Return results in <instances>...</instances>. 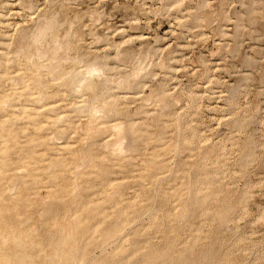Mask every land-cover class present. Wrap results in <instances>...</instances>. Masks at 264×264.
<instances>
[{
    "label": "rangeland",
    "instance_id": "374dc122",
    "mask_svg": "<svg viewBox=\"0 0 264 264\" xmlns=\"http://www.w3.org/2000/svg\"><path fill=\"white\" fill-rule=\"evenodd\" d=\"M178 1L180 4L173 6V0H0V15L3 17H0V53H3L0 55V71L4 76L0 79V90L3 96L12 91L9 81L16 85L32 73L30 64L28 66L11 58L21 53L23 30L29 33L36 29L42 19L57 16L59 23L65 26L61 28L65 33L62 34L61 29L56 33L61 45L59 58L70 59L67 61L69 64L65 62L57 70L61 68L66 72L73 65L76 70H81L82 63L98 59L105 66L104 75L110 79L108 84L101 83L104 80L98 83L97 100L104 104L112 96L118 105L114 110L116 112H110L105 119L110 124L118 121L123 122L124 126L127 122L133 124L132 131H127V125L121 134L114 133L116 136L106 128L93 146L92 140L84 141V134H80L88 117H82L85 114H75L74 117L72 110L62 112L66 108L59 109L63 103L55 105L57 113L64 114L58 126L70 124L65 133L56 135V146L77 143L73 145L78 155L75 154L79 156L77 159L80 160L82 155L87 156L86 151L91 150L105 161L101 164L96 160L92 172L76 181L66 173H58L49 181L42 176L41 184L35 190L24 189L27 194H34L25 207L15 212L14 217L17 216L15 219L20 223L16 226L18 231L15 229L14 232L30 231L35 243L28 253L32 254L33 260L37 258L38 264H51L48 261L52 245L60 235H57L58 231L63 235L62 232H69L70 227L74 230L67 233L69 237L75 232L73 238L81 240L83 234L85 240V243L82 242L83 238L77 242L78 247L84 243L85 251L78 264H264V0ZM171 3L173 5L169 8ZM95 18L100 19L99 23L93 24ZM68 25H73L70 31L72 37L70 33L64 37L69 30ZM62 35L64 38H61ZM27 51L33 53L35 49L31 47L26 50L29 54ZM81 55L84 58L82 65L73 64L72 59ZM61 71L57 73L62 75ZM55 73L51 75L45 68L41 71L48 96H43L39 105L61 100L63 91L71 95L70 84L64 85V77L53 82L52 76L57 75ZM121 78L127 81L124 90L115 88L123 80ZM137 79L141 81L138 87L135 85ZM75 95L67 103L70 100L75 103L80 101L77 103L79 105L85 99L92 103L90 92H84L83 97ZM24 98L18 96L16 100L8 102L6 108L0 109V119L16 110L14 104L17 101L26 102ZM152 121L158 124L151 125ZM6 123L18 132L24 124L22 120L13 122V119ZM74 129L78 134L72 133ZM52 130L54 132L55 128ZM190 132H193V136ZM110 137L113 139L105 150L103 141ZM19 142L20 147L25 146L22 135ZM120 143L122 151L118 148ZM81 144L84 145L82 148ZM191 144L194 146L191 147ZM60 152L62 154L59 156L65 162L62 164L67 163V167H72L74 158L67 152ZM79 152H82L81 156ZM59 156H52V162H59ZM7 157L15 161H18V157L25 160L27 154L25 149L24 153L17 154L9 151ZM90 162H87V166L91 165ZM147 164L155 166L152 169ZM47 165L43 161L37 163L39 167ZM60 168V165L54 166V169ZM87 169H82V172ZM214 171L217 172L216 178ZM20 173V177L9 184L12 187L11 183L15 181L16 186L12 187L14 193L23 191L25 182H31V178H23L26 175L23 171ZM45 180L49 186L45 185ZM109 180H115L116 191L110 189L103 194L102 188ZM73 181L76 185L77 181L78 185H82L78 186L77 194H74L77 186ZM48 187L54 191L49 199ZM70 188L74 190L75 200L71 198ZM38 193L42 194L40 200ZM16 198L12 201L15 202ZM42 199L44 203L46 201L45 204L41 202ZM71 200L72 205H69ZM12 201L5 203L11 205L14 203ZM74 202L78 203L76 209L72 207ZM91 202H94L93 207ZM99 203L98 211L94 209L96 216L92 219L87 213L86 217L87 209L95 208ZM66 208L64 215L68 212L70 220L69 215H63ZM68 208H73L70 210L72 214ZM91 212L90 215L95 214L93 210ZM181 212L187 216H181ZM25 216L31 217L30 221L23 219ZM39 216H43L40 217L43 220ZM72 217L75 223L71 221ZM63 218L71 224L65 225L67 223ZM78 218L82 220L81 223H77ZM58 219L65 223L63 227L69 226L66 228L68 231H64ZM117 219L124 221L126 227L119 231L121 233L112 234L111 238L106 236L109 242L101 246V235L112 232ZM103 221L106 223L103 224ZM109 222H113V226ZM57 225L62 229L59 226L56 228Z\"/></svg>",
    "mask_w": 264,
    "mask_h": 264
},
{
    "label": "bare ground",
    "instance_id": "6f19581e",
    "mask_svg": "<svg viewBox=\"0 0 264 264\" xmlns=\"http://www.w3.org/2000/svg\"><path fill=\"white\" fill-rule=\"evenodd\" d=\"M23 3V2H22ZM175 3V5H173ZM3 4V3H2ZM173 4L171 3V5L169 6V8L170 7H172V5L173 6H176L177 4H180L179 3V1L178 0H173ZM25 5V4H24ZM144 5V4H143ZM29 7V6H28ZM27 7V8H28ZM31 7V6H30ZM165 7V6H164ZM21 8H23V5L21 6ZM32 10V9H31ZM9 12V11H8ZM31 14V13H30ZM98 15H100V14H98ZM54 16V15H53ZM101 16V15H100ZM0 17L3 19V17H2V15H0ZM55 17V16H54ZM54 17H52V18H44V19H42L41 20V23H40V20H39V25H37V27H36V29H33V30H35L34 32H30L29 30V33H27V31L25 30H23V32L21 33L22 35H21V37H20V39H21V42L20 43H22V45H23V47L20 49V52L21 53H19V55H15V57H12L11 56V58H14V61H16V62H23V63H26V64H28V66H29V64L31 65L30 66V70L32 71V73H30V74H28V76H26V80H23V81H19L20 83H17V81H16V85L14 84V85H12L14 82L11 80V81H9V84L12 86V88H11V92H10V94L9 95H5V96H3V91L2 90H0V109L2 110V109H4V108H6V106H8V102H10V101H12V100H16V98L18 97V96H21V97H23V96H25V100H26V102H20V101H17L16 102V104H14V108L16 109H14L15 111H11V112H9V113H7L6 115H4L3 116V118H1L0 119V264H38L37 263V258L36 259H34L33 260V256H32V254L31 255H29V248L31 247V246H33V244L35 243V241H34V239H32L31 238V236H30V231H28V232H24V233H21V232H18V233H16L18 230L16 229V226L18 225V223H20L18 220H16L15 218H17V216H15L14 217V214H15V212L18 210V209H20V208H22V207H25L26 206V204H27V202H28V200H29V198H30V196L32 195V194H34V193H30V194H27V192L26 191H24V189L25 190H31V189H33V190H35L36 188H37V185L38 184H41V177L42 176H45L46 178H47V181H49V180H51V179H53L54 177H56L57 176V174L58 173H66V174H68L69 176H71V178H73V180L74 181H76V179L78 180V179H80V177L81 176H83V175H89L91 172H92V168H94V166H96V165H93V164H96V163H94V162H96V160H99L100 162H98V163H101L102 164V162H103V160L105 161V159H103V158H101L100 159V156L98 157V156H95L94 155V153L90 150L89 152L88 151H86V155L87 156H83L82 155V157L80 158V160L79 159H77L79 156H77L78 155V153L76 152V149H73L74 147H73V145H76V144H64V145H61V146H56V144L54 143V141H55V139L57 138L56 137V135L57 134H61V133H65L67 130H66V128H68V126L70 125V124H64V125H62V124H60L61 126L59 127L58 126V124L59 123H61L62 121H63V119H64V117L62 116V115H64V114H62V112H67V111H69V110H72L73 112H75L74 113V117H75V114H76V116H79V114H85V116L83 115L82 117H88L86 120L87 121H85L84 123H85V125L83 126V128H82V131H81V133L80 134H84V141H86V139H90V140H92V144L91 145H93L94 146V142L97 140V138H99V136H101L102 134V132H104V130L107 128L108 129V131H109V129H111L112 131H113V134L115 133V134H121L122 133V131L124 130V128H127V125H128V127H129V129H127V131L129 130V131H132V127H133V124H131L130 122H129V124H128V122L127 121H129V120H127L126 122H127V125H125L124 126V124H123V122L121 123V122H117L116 124H114V123H112V124H110L106 119L108 118V116H107V114H109L110 115V112H113V113H115L114 112V110L116 109V107L118 106L117 105V103H116V99H114V97H112V96H110V98H109V100L108 99H106L105 101H104V104H102V103H99L98 102V100H97V98H98V95L96 94V91H97V88H99V86H98V83L99 82H101L102 80H104V81H102L101 83H103V84H108V80L110 79L109 77V79H107L106 78V76L104 75L105 73H104V71H105V66H103V65H101L100 63H99V61H98V59H95V60H92V62H87L86 64L85 63H82V64H84V65H82L81 64V61H82V59H84L83 57H82V55L79 57H75V58H73L72 59V62H73V64H77V65H79V64H81L82 66L80 67V69L81 70H76L75 68H73L75 65H73V67H72V69H70L69 71H61L62 69L60 68L59 70H57V68H59L60 66L62 67V64H64L65 62H67V61H70V59H68V58H59L60 57V55H59V52H60V50H61V45H60V41L58 42V40H60V38L58 39V36L56 35V33L57 32H60L59 30L63 27V24H61V22L59 23V20L57 19V16H56V18H54ZM93 17H94V15H93ZM92 16H91V18H93ZM97 18H98V16H97ZM99 18H101V17H99ZM96 19V18H95ZM99 21H100V19H96V20H94V22H93V24H95V22H97V23H99ZM68 22V21H67ZM0 23H2L1 21H0ZM65 23V22H64ZM96 23V24H97ZM37 24V23H36ZM66 24V23H65ZM16 25H18V24H16ZM15 25V26H16ZM73 26V25H72ZM70 27V25H68V31L66 32V34H64V37H65V35L67 36L69 33H70V31H71V28H73V27ZM65 27V26H64ZM63 27V28H64ZM62 30V29H61ZM20 31H21V29H20ZM66 31V30H65ZM74 31V30H73ZM63 30H62V34H63ZM65 33V32H64ZM76 33V32H75ZM74 33V35H76ZM105 33H108V32H105ZM60 34V33H59ZM71 34V33H70ZM71 37H72V34L70 35ZM63 37V35H62V37L61 38H64ZM70 37V38H71ZM105 37V36H104ZM141 37V36H140ZM74 38V37H73ZM73 38H71V39H73ZM145 38V37H144ZM2 39H6V38H2ZM75 39V38H74ZM73 39V40H74ZM159 39V38H158ZM104 40V39H103ZM70 41V40H69ZM105 41V40H104ZM159 40H157V42H158ZM62 42V41H61ZM71 42V41H70ZM70 42H69V44H70ZM99 43H100V39H99ZM101 44V43H100ZM71 45V44H70ZM31 47H34V49H35V51H33V53H30V51H27L29 54H27L26 53V50H29ZM70 48H71V46H70ZM116 49V48H115ZM68 50H70V49H68ZM155 51V50H154ZM153 51V52H154ZM18 52V51H17ZM87 52V51H86ZM3 53H0V55H2ZM20 54H21V56H20ZM154 55V54H153ZM152 55V56H153ZM150 56V55H149ZM2 57V56H1ZM0 57V58H1ZM111 57V56H110ZM117 58V57H116ZM119 58V57H118ZM147 58V57H146ZM2 59V58H1ZM89 59V58H88ZM141 59V58H140ZM158 59V58H157ZM10 60V59H9ZM11 60H13V59H11ZM144 60V59H143ZM149 60H153V59H149ZM7 61H8V59H7ZM13 61V62H14ZM142 61V60H141ZM140 61V62H141ZM150 62V61H149ZM68 63V62H67ZM143 63V62H142ZM154 63V62H153ZM44 64H46V66L44 65ZM69 64V63H68ZM70 64H72V63H70ZM161 64V63H160ZM2 65V61H0V66ZM54 65V66H53ZM141 65V64H140ZM64 66V65H63ZM161 66V65H160ZM164 66V65H163ZM162 66V68H164ZM137 67H139V66H137ZM44 68H45V71H47L49 74H51L52 75V73L54 74V72H58V71H61V74L62 75H59L58 73H60V72H58L57 73V75L56 76H52L53 78H52V80H53V82H54V80H62L63 79V77H64V85L66 84V83H69L70 84V90H69V92L71 93V95H66V93L63 91L62 92V99L61 100H59V101H56L54 104L53 103H51V102H49L48 104H42V105H39L38 104V102H40V100L41 99H44V97L45 96H48V94H47V92L44 90V88H45V84L44 83H42V76H41V71H43L44 70ZM142 68V67H141ZM43 69V70H42ZM138 69V68H137ZM28 70H29V68H28ZM67 70V69H66ZM138 70H140V69H138ZM144 70V69H143ZM175 71V70H174ZM136 72H138V71H136ZM136 72H133V73H136ZM148 72V71H147ZM55 73V74H56ZM107 73V72H106ZM3 74V71H0V79L1 78H4V76L2 75ZM144 74H145V72H144ZM144 74H143V76H144ZM147 74V73H146ZM133 75V74H132ZM137 75V74H136ZM58 76V77H57ZM131 76V75H130ZM140 76V75H139ZM145 76H147V75H145ZM125 77V76H124ZM128 77V76H127ZM127 77H126V79H127ZM130 78H132V76L130 77ZM141 78V77H140ZM121 79H123V78H121ZM129 79V78H128ZM136 79V78H135ZM142 79H144V78H142ZM146 79V78H145ZM138 80V79H137ZM137 80H135L136 82H135V85H136V87H138L137 85L138 84H140V82L141 81H139L138 83H137ZM112 81V80H111ZM129 81V80H128ZM62 82V83H63ZM12 83V84H11ZM100 83V84H101ZM127 83V81L125 80V79H123V80H120V83H117V87H115V88H120V90L121 89H125V85H127L126 84ZM137 83V84H136ZM18 84H20V85H18ZM57 85V84H56ZM62 85V84H61ZM63 85V86H64ZM67 86V85H66ZM65 86V87H66ZM106 86V85H105ZM114 86V85H113ZM135 87V88H136ZM140 87V86H139ZM142 87V86H141ZM145 87V86H144ZM162 87V86H161ZM105 89L109 92H112L111 91V89H109V88H107V87H105ZM128 89V88H127ZM161 89V88H160ZM116 90H118V89H116ZM129 90V89H128ZM134 90V89H133ZM127 91V90H126ZM130 91V90H129ZM135 91V90H134ZM67 92V91H66ZM84 92H90L91 93V95L93 96L91 99H92V103H88L87 101H85V100H83V104H79V105H77V103H79V102H77V103H75L73 100H70V102H68L67 103V101L69 100V99H71V98H73V95L74 96H76L75 94H79L80 96L79 97H83V94H84ZM98 92V91H97ZM18 93L20 94V95H18ZM126 93V92H125ZM129 93H131V92H129ZM134 93V92H133ZM166 93V92H165ZM45 94V95H44ZM136 94V93H135ZM141 94V93H140ZM10 95H13V97H12V99L11 98H9V96ZM90 95V94H89ZM131 95V94H130ZM44 96V97H43ZM102 96V95H101ZM133 96V95H132ZM141 96V95H140ZM156 96V95H155ZM103 97V96H102ZM131 97V96H130ZM138 97H139V95H138ZM148 97V96H147ZM188 97H191V96H188ZM134 98V97H133ZM153 98V97H152ZM75 99V98H74ZM124 99H125V97H124ZM145 99V98H144ZM144 99H142L143 101H145ZM77 100H79V99H77ZM147 100H149V99H147ZM151 100V99H150ZM153 100V99H152ZM151 100V101H152ZM101 101H103L102 99H101ZM31 102V103H30ZM125 102V101H124ZM147 102V101H146ZM160 102V101H159ZM61 103H63L62 104V106H60V108L59 109H65L66 108V110H63L61 113H57V110L56 109H54V107H55V105L56 106H58V105H60ZM99 103V104H98ZM144 103V102H143ZM174 103V102H173ZM102 105V106H98V105ZM160 106V105H159ZM127 107V106H126ZM165 107V106H164ZM158 108V107H157ZM130 109V108H129ZM138 109V108H137ZM168 110V109H167ZM72 112V113H73ZM122 112V111H121ZM102 113H104L103 114V116H102ZM123 113H125V112H123ZM112 114V113H111ZM127 114V113H126ZM114 115H116V114H114ZM114 115H113V117H114ZM142 115H144V114H142ZM160 116V115H159ZM158 116V117H159ZM112 117V116H111ZM163 117V116H162ZM106 118V119H105ZM160 118V117H159ZM165 118V117H164ZM13 119V122H15L16 120L18 121V120H22L23 122H24V124H23V127H22V129H21V131L20 132H18V130L17 129H15V128H13V126L12 125H9V124H7L6 122L8 121H10L11 122V120ZM85 119V118H84ZM102 119V121L100 122V121H98L97 122V120H101ZM161 119V118H160ZM163 119V118H162ZM155 120V119H154ZM153 120V121H154ZM157 120V119H156ZM153 121L152 122H150L151 123V125L152 124H154L153 123ZM158 121V120H157ZM157 121H156V123L154 124L155 126L158 124L157 123ZM160 121V120H159ZM131 122H132V120H131ZM136 122V121H135ZM96 123H98V124H96ZM110 124V125H109ZM160 124V123H159ZM53 128H55V131L54 132H51V130L53 129ZM79 130V129H78ZM111 130L109 131V133L111 132ZM153 130V129H152ZM53 131V130H52ZM128 131V132H129ZM28 132H30V133H28ZM72 133H77L78 134V131H77V129H74L73 131H72ZM134 133V132H133ZM132 133V135H135V134H133ZM191 134L193 133V132H190ZM101 134V135H100ZM104 134V133H103ZM107 134V133H106ZM113 134H111V136L113 135ZM114 134V135H115ZM131 134V133H130ZM189 134V133H188ZM196 133H194V135H195ZM22 135V137H24L25 138V146H23L22 145V147H20V145H19V137ZM105 135V134H104ZM31 136H34V137H31ZM83 136V135H82ZM103 136V135H102ZM116 136V135H115ZM130 136V135H129ZM186 135H184V137H185ZM191 136H193V134L191 135ZM196 136V135H195ZM195 136L193 137V139H195ZM60 137V136H59ZM121 137H125V136H121ZM189 137H190V134H189ZM127 138H128V136H127ZM187 138V137H186ZM109 139V140H108ZM107 139V141H103L104 142V144H102V147H103V149H104V147H105V150H106V148L108 147V144L109 143H111V139H113V137H110V138H108ZM125 139H126V137H125ZM133 139V138H132ZM131 139V140H132ZM188 139V138H187ZM186 139V140H187ZM82 140V143L84 142ZM111 140V141H110ZM124 140V139H123ZM190 140V139H189ZM102 141V140H101ZM110 141V142H109ZM126 141V140H125ZM154 141V140H153ZM204 141V140H203ZM190 142H191V140H190ZM190 142H189V144H190ZM193 142H195L194 140H193ZM85 143V142H84ZM83 143V144H84ZM158 143V142H157ZM187 143V142H186ZM185 143V144H186ZM192 143V142H191ZM98 144H100V142L98 143ZM82 145V144H81ZM85 145V144H84ZM84 145H82L81 146V148L84 146ZM130 145V144H129ZM157 145V144H156ZM187 145V144H186ZM80 146V145H79ZM87 146V145H86ZM113 146H115V145H113ZM119 146V147H118ZM117 147L119 148V150L120 151H122L123 150V148L121 147L122 146V144L120 143L119 145H118ZM124 146V145H123ZM188 146V145H187ZM192 146H194L193 144H191V147ZM88 147H90V146H88ZM100 147V146H99ZM125 147V146H124ZM127 147V146H126ZM125 147V148H126ZM129 148H130V146H128ZM161 147V146H160ZM190 147V146H189ZM199 147V146H198ZM25 149V151H26V154H27V157H25L24 159L25 160H20V157H18V158H16V159H18V161H15V159L14 158H9V157H7V153L9 152V151H12V152H15L16 154H17V152H20V153H24V149ZM78 148V147H77ZM81 148H79V151H81ZM86 148V147H85ZM93 148H95V147H93ZM156 148V147H155ZM174 149V148H173ZM83 150V149H82ZM86 150V149H85ZM129 151H130V149H128ZM163 150V149H162ZM170 150V149H169ZM175 150V149H174ZM60 151H63V152H67L68 154H70L71 155V158H74L72 161H74L73 163H75L72 167H71V165H70V167H67V163L66 164H62V163H65L64 162V160L62 159V157H60L59 155H61L62 153L60 152ZM104 151V150H103ZM127 151V150H126ZM128 151V152H129ZM90 152H92V153H90ZM165 152H166V150H165ZM75 153H77V155L75 154ZM81 153L82 152H79V155L81 156ZM88 153V154H87ZM121 153V152H120ZM125 153V152H124ZM168 153V152H167ZM84 154V153H83ZM84 154V155H85ZM130 154V153H129ZM128 154V155H129ZM59 156V158H58V161L59 162H52V156ZM124 155V154H123ZM77 156V157H76ZM102 156V155H101ZM52 157V158H51ZM76 158V159H75ZM88 158H90V161H91V158H95V160L93 161V159H92V161L90 162V161H88ZM114 158H115V156H114ZM210 158V157H209ZM216 158H218V157H216ZM110 159V158H109ZM151 159V158H150ZM78 160H79V162H78ZM87 160V161H86ZM119 160V159H118ZM121 160V159H120ZM119 160V161H120ZM40 161H43V162H45V163H48V165L47 166H41V167H39V166H37V163L38 162H40ZM76 161L78 162V163H76ZM87 162H90L91 163V165L90 166H87L89 163H87ZM93 162V163H92ZM162 162V161H161ZM226 162V161H225ZM87 163V164H86ZM106 163V162H105ZM108 163H111V162H108ZM124 163H126V162H124ZM163 163V162H162ZM215 163H216V161H215ZM100 164V165H101ZM113 164H115V163H113ZM118 164V163H117ZM142 164V163H141ZM155 164V163H154ZM16 165V166H15ZM56 165H60L61 166V168L59 169V170H57V169H54V166H56ZM122 165V164H121ZM153 165V164H152ZM163 165V164H162ZM220 165V164H219ZM218 165V166H219ZM123 166H125V165H123ZM146 166V165H145ZM147 166H150V167H152V169H153V166H155V165H153V166H151V164H147ZM217 166V167H218ZM163 167V166H162ZM86 168H88L87 169V171H84V172H82V169H86ZM149 168V167H148ZM154 168H156V167H154ZM163 169V168H162ZM213 169H215V168H213ZM212 169V170H213ZM148 170V169H147ZM21 171H23L26 175L25 176H23V178H25V177H29V178H31V182L28 184V183H26L25 182V184H23V191H20V192H15L14 193V189H12V187L13 186H16V185H14L15 184V181L17 180V178L18 177H20V175H21ZM94 171V170H93ZM149 171L150 172H152L151 171V169H149ZM208 171V170H207ZM217 171V170H216ZM218 171H219V169H218ZM221 171H223V170H221ZM213 172V171H212ZM215 172V171H214ZM224 172V171H223ZM216 173L217 172H215V178H216ZM149 174V173H148ZM155 176H157V175H155ZM154 176V177H155ZM219 176H221L220 175V173H219ZM202 177V176H201ZM212 177V176H211ZM16 179V180H15ZM49 179V180H48ZM12 180H15V181H13L14 183H11V184H13V186L11 187V185H9L10 184V182L12 181ZM124 180H126V179H124ZM219 180V179H218ZM221 180V179H220ZM46 181V180H45ZM44 181V182H45ZM45 182L46 184V186H47V184H48V182ZM72 181V180H71ZM73 181V182H74ZM115 180H109L107 183H105V185H104V187L102 188L103 190H102V193L103 194H107L109 191H111L110 189H113V191H116V190H114V188H115V186H117V184H115V182H114ZM203 181H204V178H203ZM205 182H206V180H205ZM208 182V181H207ZM206 182V185L208 184ZM211 182V181H210ZM209 182V183H210ZM214 182H215V180H214ZM217 182V181H216ZM76 182H74V184H75ZM78 183H79V181H77V187L76 188H78V186H82V185H78ZM18 184V183H17ZM71 184H72V182H71ZM104 184V183H103ZM212 184H215V183H212ZM211 184V185H212ZM217 184H220V183H218L217 182ZM44 185V186H45ZM52 185V184H51ZM50 185V186H51ZM73 185V184H72ZM209 185V184H208ZM216 185V184H215ZM43 186V185H42ZM48 186H49V184H48ZM204 186V185H203ZM69 187H71V186H69ZM73 188H74V185L72 186ZM85 187V186H84ZM49 188V187H48ZM73 188L71 189V190H73ZM74 189V190H76L77 192H75L74 194H77L78 193V190H79V188L78 189ZM43 189V188H42ZM45 189V188H44ZM51 188H49V189H47V190H50ZM53 189V188H52ZM14 190V191H13ZM38 190V189H37ZM66 190H67V188H66ZM69 191V192H74V190L73 191ZM83 190V189H82ZM85 190V189H84ZM142 190V189H141ZM81 191V190H80ZM39 192V191H38ZM41 193V192H40ZM45 193H47V191L45 192ZM68 193V192H67ZM117 193V192H116ZM199 193H201V192H199ZM15 194H17V195H15ZM52 194H54V191L53 190H50V191H48V199H49V195H52ZM113 194H115V193H113ZM15 196H17V198H16V203L14 202V201H12L13 199H14V197ZM42 195V194H41ZM41 195H39V193H38V197L40 196L41 197ZM44 195V194H43ZM204 195V194H203ZM206 195V194H205ZM210 195V194H209ZM47 196H46V198H45V200H47ZM67 196H68V194H67ZM69 196H71V194H69ZM76 196V195H75ZM74 196V197H75ZM78 196V195H77ZM113 196V195H112ZM38 197H36V199L35 200H37L38 199ZM40 197H39V199L38 200H40ZM45 197V196H44ZM44 197H43V199H44ZM73 197V193H72V196H71V198ZM73 197V199L75 200V198ZM190 197V196H189ZM207 196H205V198H206ZM209 197V196H208ZM207 197V198H208ZM70 197H69V200L71 199ZM79 198H80V196H79ZM43 199L41 200V202L42 203H44V201H43ZM72 199V200H73ZM76 199H78V197L76 198ZM12 201V202H14L13 204H11V205H9V203H5L6 201ZM72 200L71 201H69V203L70 202H72ZM73 200V201H74ZM190 200V198L188 199V201ZM192 200V199H191ZM207 200V199H206ZM78 201V200H77ZM76 201V202H77ZM96 201V200H95ZM98 201V200H97ZM100 201V200H99ZM108 201H109V199H108ZM11 202V203H12ZM191 202V201H190ZM189 202V203H190ZM41 203V204H42ZM45 203H46V201H45ZM44 203V204H45ZM86 203V202H85ZM90 203V202H89ZM92 203V202H91ZM94 203V202H93ZM93 203H92V207H93ZM108 203V202H107ZM191 203H193V202H191ZM78 204V203H77ZM75 202L73 203V206L72 207H75V205H77ZM87 204V203H86ZM187 204V203H186ZM186 204H185V206H186ZM69 205H72L71 203L69 204ZM85 205V204H84ZM98 205V208H96V206ZM96 206H95V208H91V207H89V209H87V210H89L88 212L86 211V214L88 213L89 214V216H92V219H93V217H94V215L96 216V213L94 212V209H96V211H98V209H99V205H100V203L99 204H97ZM102 205V204H101ZM106 205V204H105ZM190 205V204H189ZM67 207H68V205H67ZM103 207H104V205H103ZM114 207V206H113ZM113 207L111 208V209H113ZM187 207H188V205H187ZM190 207V206H189ZM191 207H193V206H191ZM70 208H71V206H70ZM70 208H68L69 210V213H70V210H72V209H70ZM77 207H75V209H76ZM78 208H79V205H78ZM101 208V207H100ZM118 208V207H117ZM80 209V208H79ZM187 208H185V210H186ZM90 210L92 211L93 210V212L95 213V214H93V215H90V214H92V212L91 213H89L90 212ZM115 210V209H114ZM191 210V209H190ZM65 211H67V208L64 210V213H63V215L65 214ZM83 211V210H82ZM119 211V210H118ZM186 211H189L188 209L186 210ZM184 212V213H187V212ZM227 211V210H226ZM76 212H78L77 210H76ZM111 212H113V211H111ZM115 212H117V211H115ZM123 212V211H122ZM183 212V211H182ZM181 212V216L184 214V213H182ZM230 212V211H229ZM84 213V212H83ZM98 213V212H97ZM125 212H123V214H124ZM226 213V212H225ZM43 214V213H42ZM41 213H40V215H42ZM70 214H72V213H70ZM88 214L86 215V217H88ZM114 214V213H113ZM224 214V213H223ZM66 215H69L68 214V212L66 213ZM66 215H64V216H66ZM84 215V214H83ZM83 215H81V217L83 216ZM98 215V214H97ZM110 215V214H109ZM184 215H186V214H184ZM183 215V216H184ZM227 215V214H226ZM85 216V215H84ZM187 216V215H186ZM12 217H14V221H13V223H12V226L10 225V222H11V219H12ZM40 217H43V216H39V218ZM63 217V216H62ZM109 217V216H108ZM21 218V217H20ZM29 218H31V217H29ZM29 218H26V216L23 218V219H29ZM67 218V219H66ZM66 218H63L64 220L66 219V220H68V216L66 217ZM116 217L114 216V219H115ZM117 218H118V216H117ZM121 218V217H120ZM120 218H118V219H120ZM183 218V217H182ZM41 220H43L42 218H40ZM83 219V218H82ZM86 219V218H85ZM118 219H117V221H115V225L116 226H114V229L112 230V232H110V233H105L106 231L104 230V233L105 234H103V235H101V238H102V240H101V244H99V247L101 248V246H103V244L104 245H106V243H108L109 242V238L108 239H105V237L107 236V237H110L112 234H115V233H118L120 230H122L123 228H125L126 227V225H125V222L124 221H122V222H120V220L118 221ZM54 220V219H53ZM59 221H61V223H62V220L61 219H58ZM65 220V222L67 223L68 221H66ZM69 220H70V215H69ZM72 220H74V218L72 217V219H71V221ZM78 220V222L77 223H81V221L82 220H80V218H78L77 219ZM104 220V219H103ZM29 221H30V219H29ZM58 221V222H59ZM26 222L27 223H29L27 220H26ZM58 222H57V224H58ZM74 223H75V220L73 221ZM104 222V221H103ZM102 222V223H103ZM111 222V221H110ZM109 222V223H110ZM33 223V222H32ZM106 222H104L103 224H105ZM25 224V223H24ZM55 224V223H54ZM65 223L63 222L61 225H62V227L63 226H65V225H68V224H71V222L70 223H67V224H65ZM111 224H113V222L112 223H110V225ZM76 225V224H75ZM110 225H109V227H110ZM58 226L59 225H57V226H55L56 228H58ZM71 226H73V225H71ZM89 226V225H88ZM111 226H113V225H111ZM125 226V227H124ZM18 227H20V225L18 226ZM36 227V226H35ZM55 227L53 226V228L55 229ZM62 227H60L59 226V228H61L62 229ZM69 228V226H66V227H63L64 228V231H65V229L66 228ZM75 227V226H74ZM108 227V226H107ZM107 227H105V228H107ZM108 227V228H109ZM22 228H23V226H22ZM45 228V227H44ZM52 228V229H53ZM112 228V227H111ZM15 229L17 230L16 232H14L15 231ZM60 229V232H62V230ZM104 229V228H103ZM103 229H101L102 231H103ZM129 229V228H128ZM29 230V229H28ZM36 230V229H35ZM67 230V229H66ZM72 230H74V229H72V227H70V231L69 232H67L68 234L72 231ZM76 230H77V228H76ZM75 230V231H76ZM91 230V229H90ZM90 230H88L89 232H90ZM19 231H20V229H19ZM37 231V230H36ZM36 231H35V234H37L36 233ZM68 231V230H67ZM92 231V230H91ZM98 231H99V229H98ZM33 232V231H32ZM66 232V231H65ZM64 232V233H65ZM63 232H62V234L63 235H61V233H59V231H58V234L57 235H59V237H58V240L56 239V242L52 245V254H51V257H50V259L48 258V256L46 257V258H48L49 259V261L48 262H50L51 264H78V263H80V261L82 260V257H83V255H84V253H85V251H84V248H83V246L82 245H84V238H83V234H82V238H83V240H82V238H81V240H82V242H84L82 245H81V247H78L77 246V242L80 240V239H78V241L75 239V238H73L72 237V235L73 234H75V232L74 233H72V235H71V237H69L70 235H68L67 233H65L66 234V236H65V234H64ZM93 233V232H92ZM92 233H90V234H92ZM119 233H121V232H119ZM99 234V233H98ZM122 234H124V233H122ZM33 235H34V233H33ZM68 235V236H67ZM85 235V234H84ZM36 236V235H35ZM117 236V235H116ZM115 236V237H116ZM122 236V235H121ZM84 237H86V236H84ZM95 238V237H94ZM111 238V237H110ZM120 238V237H119ZM118 239V238H117ZM81 240H80V242H81ZM113 241V240H112ZM117 241V240H116ZM92 242V241H91ZM94 242V241H93ZM110 242H111V240H110ZM118 242V241H117ZM95 243V242H94ZM112 243V242H111ZM96 245H97V243H95ZM113 244H114V242H113ZM112 244V245H113ZM101 245V246H100ZM109 245V244H108ZM39 246V245H38ZM38 246H37V248H38ZM46 246H47V244H46ZM109 246H111V244L109 245ZM35 247H36V244H35ZM104 247V246H103ZM102 247V248H103ZM34 248V247H33ZM51 248V247H50ZM101 248V249H102ZM41 248H39V250H40ZM90 250H91V248H90ZM101 253H103L102 251H101ZM109 253V252H108ZM37 255L39 256V253L38 254H36V257H37ZM99 256V255H98ZM91 258V257H90ZM90 258H88V259H90ZM91 259H93V258H91ZM90 259V260H91ZM44 260V259H43ZM93 261V260H92ZM164 261H166V260H164ZM48 262H46V263H48ZM117 262V261H116ZM39 263H41V260H40V262ZM86 263V262H85ZM96 263V262H95ZM124 263V262H123ZM41 264H43V263H41ZM86 264H88V263H86ZM90 264H92V263H90ZM94 264V263H93ZM109 264V263H108ZM119 264H122V263H119ZM158 264V263H157Z\"/></svg>",
    "mask_w": 264,
    "mask_h": 264
}]
</instances>
